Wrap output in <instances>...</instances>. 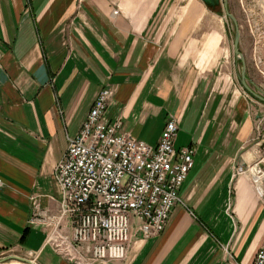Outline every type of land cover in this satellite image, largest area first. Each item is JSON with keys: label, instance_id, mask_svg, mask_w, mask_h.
<instances>
[{"label": "crops", "instance_id": "crops-1", "mask_svg": "<svg viewBox=\"0 0 264 264\" xmlns=\"http://www.w3.org/2000/svg\"><path fill=\"white\" fill-rule=\"evenodd\" d=\"M208 13L203 0H0V264H76L52 239L54 173L104 88L106 122L157 146L172 116L176 149L195 155L165 230L147 239L133 219L127 258L98 264L253 263L255 101ZM58 230L71 237L72 219Z\"/></svg>", "mask_w": 264, "mask_h": 264}, {"label": "built area", "instance_id": "built-area-1", "mask_svg": "<svg viewBox=\"0 0 264 264\" xmlns=\"http://www.w3.org/2000/svg\"><path fill=\"white\" fill-rule=\"evenodd\" d=\"M110 97L108 88L100 91L55 168L62 206L52 239L76 264L124 261L132 242L133 219L141 222L145 238L161 234L182 202L179 193L194 166L195 148L175 147L176 118H169L159 143L151 146L127 135L122 119L104 120ZM245 173L264 207V158ZM66 217L73 222L71 237L58 230ZM252 264H264V242Z\"/></svg>", "mask_w": 264, "mask_h": 264}, {"label": "rangeland", "instance_id": "rangeland-1", "mask_svg": "<svg viewBox=\"0 0 264 264\" xmlns=\"http://www.w3.org/2000/svg\"><path fill=\"white\" fill-rule=\"evenodd\" d=\"M223 2L217 0L213 6L207 5V18L216 20L223 26L233 56L234 36L236 33L239 35L238 50L245 64L247 86L252 92L264 97V0H227L232 18L226 15ZM234 58L240 74L241 62L236 56ZM247 94L255 101L256 107L254 143H260V151L264 157V103L248 92Z\"/></svg>", "mask_w": 264, "mask_h": 264}, {"label": "water", "instance_id": "water-1", "mask_svg": "<svg viewBox=\"0 0 264 264\" xmlns=\"http://www.w3.org/2000/svg\"><path fill=\"white\" fill-rule=\"evenodd\" d=\"M207 5L209 6H213L217 0H203ZM224 2V8L226 10V15L227 16H231V14L228 11V4H227V0H223ZM238 44H239V35L236 33L234 36V42H233V53L234 56H236L237 60H240L241 62V70H240V74H239V81L242 84L243 88L250 94L252 95L254 98H256L257 100L261 101L264 103V97L260 96L259 94H256L254 92H252L249 87L247 86V77H246V72H245V64L243 62V59L241 58V55L239 53L238 50Z\"/></svg>", "mask_w": 264, "mask_h": 264}, {"label": "bare ground", "instance_id": "bare-ground-1", "mask_svg": "<svg viewBox=\"0 0 264 264\" xmlns=\"http://www.w3.org/2000/svg\"><path fill=\"white\" fill-rule=\"evenodd\" d=\"M252 166V165H251Z\"/></svg>", "mask_w": 264, "mask_h": 264}]
</instances>
